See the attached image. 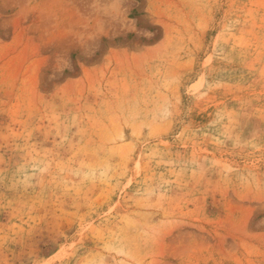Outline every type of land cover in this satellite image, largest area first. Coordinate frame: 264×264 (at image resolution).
I'll use <instances>...</instances> for the list:
<instances>
[{"label": "rangeland", "instance_id": "rangeland-1", "mask_svg": "<svg viewBox=\"0 0 264 264\" xmlns=\"http://www.w3.org/2000/svg\"><path fill=\"white\" fill-rule=\"evenodd\" d=\"M0 264H264V0H0Z\"/></svg>", "mask_w": 264, "mask_h": 264}]
</instances>
